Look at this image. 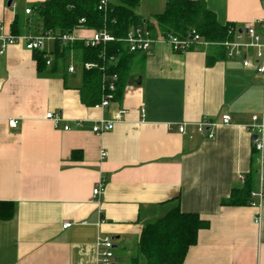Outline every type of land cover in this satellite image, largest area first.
Masks as SVG:
<instances>
[{
	"label": "crops",
	"instance_id": "1",
	"mask_svg": "<svg viewBox=\"0 0 264 264\" xmlns=\"http://www.w3.org/2000/svg\"><path fill=\"white\" fill-rule=\"evenodd\" d=\"M46 1L0 0V36L13 34L16 19L18 35H42L26 9ZM168 1L141 0L140 26L155 25ZM203 1L222 25L244 28L264 18L263 0ZM96 31L71 34L82 43ZM68 45L47 41L42 52L52 63L43 72L22 45L0 53V202L14 205L13 218L0 221V264H97L100 238L113 241L115 264H132L144 228L177 203L210 224L184 264H264V206L221 205L243 187L240 175L256 172L258 188L260 158L247 127L262 111L261 77L241 59L209 66L207 50L182 53L159 43L123 59L114 99L98 109L82 99L84 63ZM121 109L126 119L113 131L93 132ZM48 113L61 117L58 127ZM222 115L231 124L213 140L178 131L177 124ZM101 180L105 189L95 198ZM65 222L72 227L64 230Z\"/></svg>",
	"mask_w": 264,
	"mask_h": 264
},
{
	"label": "trees",
	"instance_id": "2",
	"mask_svg": "<svg viewBox=\"0 0 264 264\" xmlns=\"http://www.w3.org/2000/svg\"><path fill=\"white\" fill-rule=\"evenodd\" d=\"M140 1L117 0L109 5L107 12H102L98 9L99 0H47L38 4L32 14L38 22L36 27L41 28L43 34H71L83 27L96 30L106 28L117 39H123L132 28L142 24L135 13ZM82 20H85L84 24ZM155 20L157 25L148 24L153 31L158 28L165 34L174 33L184 37L190 27H196L200 34L210 41L225 40L228 28L232 26L220 24L203 0H169L165 11L157 15ZM12 27V35L19 36L22 22L16 19ZM72 48L78 50L82 63L107 65V73H117L119 78L123 59L129 54H134L129 53L126 46L118 42L110 43L105 49L102 46L86 47L83 42L66 47L67 50ZM102 52H105L107 64L101 57ZM63 54H66L65 50ZM112 57L118 60L117 63L110 62ZM225 57L226 53L222 48H215L207 63L211 66ZM34 58L39 70L43 72L47 66L45 54L42 51H34ZM83 71L82 99L85 104L95 106L102 96L103 72L99 68ZM256 178V172L250 174L243 187L235 188L221 205L253 206L251 194ZM13 215L14 205L0 202V221L10 220ZM209 226V222L203 220L199 214L184 213L177 203L165 216L144 228L138 244V256L132 260V264H184L189 249L197 244L200 230Z\"/></svg>",
	"mask_w": 264,
	"mask_h": 264
},
{
	"label": "built area",
	"instance_id": "3",
	"mask_svg": "<svg viewBox=\"0 0 264 264\" xmlns=\"http://www.w3.org/2000/svg\"><path fill=\"white\" fill-rule=\"evenodd\" d=\"M264 2V0H263ZM111 0H99L98 9L102 12H107ZM33 13L32 9H26V14ZM85 23V20H82ZM257 24L262 28L261 31L257 30V25H249L246 32H239L235 29H229L227 38L224 41L217 43H210L203 36L195 30L188 31L184 37L178 36L174 33H162L154 35L153 32L145 26H138L132 28L123 39H117L113 36L108 29L96 31L92 37L83 39L86 47H100L104 49L110 43H123L129 53H145L150 54L153 47L159 43L170 44L177 52H189L194 50H206L210 45H216L225 49L228 59L236 60L241 59L245 68L253 69L258 76L262 79L263 88V102L262 111L260 114L252 116V123L247 129L254 134L253 148L258 153L260 158V170L258 175V188L252 191L251 197L254 200L253 205L259 207L264 206V18L257 21ZM4 30V22L0 21V31ZM1 46L0 53L3 54L12 45H22L29 51H43L47 41H57L61 45H68L77 42V38L73 34L56 35L51 32L42 35H19L12 34L0 36ZM101 57L104 61L107 59L105 52H102ZM47 65H51L52 60L45 56ZM110 62L116 63L117 59L112 57ZM86 70L99 68L103 72L102 77V97L101 101L96 104V108H108L114 99V94L117 91L119 75L117 73H107L108 66H99L96 63H85ZM69 71L74 72V67L71 66ZM127 111L125 109L117 110L114 112L112 120L101 119L96 122L93 127L95 134L101 135L106 132L113 131L117 123L126 119ZM46 119L51 120L55 127H58L61 122V117L55 113H48ZM231 117L229 115H222L220 122H213L204 118L197 124L180 123L177 124L180 134L188 136L190 139L196 136H202L205 139L213 140L216 137V131L220 126L230 125ZM9 125L16 129L19 126V121L15 119L9 120ZM69 126L65 130H69ZM102 159L107 157L106 152H102ZM242 184H245L246 177L239 176ZM106 182L101 180L99 185L95 187L93 196L99 197L104 189ZM261 219L258 218L256 223L259 224ZM73 223L65 222L63 229L71 228ZM98 255L97 264H115L116 257L114 254V244L110 238H100L97 243Z\"/></svg>",
	"mask_w": 264,
	"mask_h": 264
},
{
	"label": "rangeland",
	"instance_id": "4",
	"mask_svg": "<svg viewBox=\"0 0 264 264\" xmlns=\"http://www.w3.org/2000/svg\"><path fill=\"white\" fill-rule=\"evenodd\" d=\"M114 1H117V0H111V3H113ZM110 3V4H111ZM156 21V20H155ZM156 25H157V22H156ZM251 25H257L258 26V24H257V21L254 23V24H251ZM145 27L146 28H149L148 27V25H145ZM247 27H249V25L248 26H246V27H244V28H238V27H236L235 25H232V26H230L229 28H228V30L229 29H235V30H238L239 32H246V28ZM150 29V28H149ZM152 32H153V34L154 35H157V34H162L163 32H161L158 28H157V30L156 31H153L152 29H150ZM192 30H195L197 33H199L200 34V32L198 31V29L196 28V27H190L189 28V32L190 31H192ZM258 30V29H257ZM259 31V30H258ZM228 32V31H227ZM201 35V34H200ZM202 36V35H201ZM204 37V36H203ZM205 38V37H204ZM226 38H227V36H226ZM206 39V38H205ZM207 40V39H206ZM210 43H217V42H221V41H210V40H208ZM224 41V40H223ZM215 48H221V47H219V46H216V45H210L206 50H207V52H209L210 54H212L213 52H214V49ZM224 51H225V49L224 48H222ZM262 102H263V90H262ZM260 170V169H259ZM118 264H129V263H127V262H125L124 260H121L120 258H119V261H118Z\"/></svg>",
	"mask_w": 264,
	"mask_h": 264
},
{
	"label": "water",
	"instance_id": "5",
	"mask_svg": "<svg viewBox=\"0 0 264 264\" xmlns=\"http://www.w3.org/2000/svg\"><path fill=\"white\" fill-rule=\"evenodd\" d=\"M11 4H12V1H9V5L11 6Z\"/></svg>",
	"mask_w": 264,
	"mask_h": 264
}]
</instances>
